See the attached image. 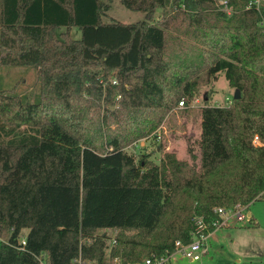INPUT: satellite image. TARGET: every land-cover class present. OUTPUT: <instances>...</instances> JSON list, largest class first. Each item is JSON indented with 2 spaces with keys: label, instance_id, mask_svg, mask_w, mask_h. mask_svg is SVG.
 Instances as JSON below:
<instances>
[{
  "label": "trees",
  "instance_id": "1",
  "mask_svg": "<svg viewBox=\"0 0 264 264\" xmlns=\"http://www.w3.org/2000/svg\"><path fill=\"white\" fill-rule=\"evenodd\" d=\"M113 1L0 0V66L38 80L0 86V264H131L264 199V0H116L128 23ZM221 71L240 97L190 105ZM179 101L199 114L185 158L124 149Z\"/></svg>",
  "mask_w": 264,
  "mask_h": 264
},
{
  "label": "rangeland",
  "instance_id": "2",
  "mask_svg": "<svg viewBox=\"0 0 264 264\" xmlns=\"http://www.w3.org/2000/svg\"><path fill=\"white\" fill-rule=\"evenodd\" d=\"M161 10H157L156 16L159 17ZM155 16V17H156ZM104 20L117 19L128 23L143 19L141 11H133L125 8L118 1H113L108 9ZM63 30V29H62ZM70 34L73 38L80 37V31L77 28H72ZM20 92L32 91L37 92L38 80L37 70L35 68H27L22 66H0V86L5 85L11 87L13 84ZM233 91L227 82L224 72H219L217 78L209 84L202 86L196 99L190 105L200 106L203 104V96L207 95L209 101L207 103L220 105L226 101V98L233 95ZM185 104L178 109L168 114L161 126L156 129L151 135L145 138L137 139L125 146V150L132 153L136 158L140 155L148 154L151 159L158 160L163 151H168L167 148L175 151L174 153L179 158L186 157L187 146L190 141L198 138L197 118L199 114L195 107L189 114H182L181 109ZM187 115V116H186ZM159 134V138L156 135ZM190 139V140H189ZM158 146L163 148L157 149ZM170 151V150H169ZM248 212L255 220V225L247 221L238 222L230 221L231 227L236 229V236L232 241L226 242V249H219L216 252L210 251L214 258L208 259L207 252L204 253L199 261H191L182 256L179 252L176 253L173 264H264V199H257L250 203ZM109 233V232H108ZM114 235V233H111ZM219 236L218 238H220ZM230 237V236H228ZM1 243V238H0ZM229 254V255H228ZM239 256V257H238ZM237 258L239 259L237 262ZM112 264H117L113 259Z\"/></svg>",
  "mask_w": 264,
  "mask_h": 264
},
{
  "label": "built area",
  "instance_id": "3",
  "mask_svg": "<svg viewBox=\"0 0 264 264\" xmlns=\"http://www.w3.org/2000/svg\"><path fill=\"white\" fill-rule=\"evenodd\" d=\"M261 0H251L250 4H253L256 9L259 8ZM219 10L226 15H231L233 13L232 7L229 5L227 0H218ZM231 102V98H226V104ZM183 101H179L178 107H181ZM159 134L156 135L158 139ZM254 141H257V137H254ZM214 212L218 215V218L212 222L206 221L201 215H196L193 218V230L191 232V241L183 244L180 241L175 242L174 250L179 252L182 256L188 258L191 261H199L204 253L208 251V236L210 234V225L212 228H217L225 226L228 224L229 217L233 216L236 221H249L250 214L248 212V206L235 204L232 207H215ZM22 243L24 241L22 240ZM173 254L167 253L159 257L145 258L141 261H136L131 264H168L170 256ZM117 264L119 261L117 258L114 259Z\"/></svg>",
  "mask_w": 264,
  "mask_h": 264
},
{
  "label": "crops",
  "instance_id": "4",
  "mask_svg": "<svg viewBox=\"0 0 264 264\" xmlns=\"http://www.w3.org/2000/svg\"><path fill=\"white\" fill-rule=\"evenodd\" d=\"M224 104H226V101L224 102ZM220 105H223V104H220ZM198 123H199V117L197 118V124ZM198 128H199V125H198ZM198 131L200 132V129ZM167 150L168 151L170 150L172 152H175V151L171 150V148L170 149L167 148ZM249 207H250V205L248 206V210H249ZM249 214H250V212H249ZM250 219L247 222L250 223V224L253 223V225H255L256 222L253 219V217H252L251 214H250ZM230 221H232V222L235 221L233 216H230L229 217V221H228V224L227 225L214 228V229H212L210 231V234H209L208 240H207L208 241V251H207V255L209 256L208 259L214 258V254L211 255L210 251L216 252L219 249H225L227 251V249H226V246H227L226 245V242L232 241L233 238H234V236H236V232H234L235 229H236V226H234L235 228L231 227ZM244 221H246V220H244ZM238 222H242V221H238ZM219 236H221V237L218 238ZM228 236H230V237H228ZM174 255H176V253H173L170 256V259L168 261V264H173L172 263L173 262L172 259H174ZM238 260L239 259L237 258V262H238Z\"/></svg>",
  "mask_w": 264,
  "mask_h": 264
},
{
  "label": "water",
  "instance_id": "5",
  "mask_svg": "<svg viewBox=\"0 0 264 264\" xmlns=\"http://www.w3.org/2000/svg\"><path fill=\"white\" fill-rule=\"evenodd\" d=\"M240 97V92L238 89H234L233 91V99H238Z\"/></svg>",
  "mask_w": 264,
  "mask_h": 264
}]
</instances>
